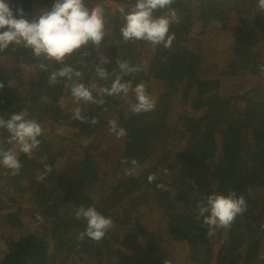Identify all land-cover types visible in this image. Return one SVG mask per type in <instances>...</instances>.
I'll return each instance as SVG.
<instances>
[{"label": "trees", "instance_id": "1", "mask_svg": "<svg viewBox=\"0 0 264 264\" xmlns=\"http://www.w3.org/2000/svg\"><path fill=\"white\" fill-rule=\"evenodd\" d=\"M116 1L123 3L124 0ZM128 1L132 5L136 2ZM230 1L232 0H228ZM252 1L254 0H239L235 8H232L233 5L228 8L224 2L229 13L224 17L218 34L206 39L208 30L198 32L202 24L198 23L201 18L196 16L197 6L203 0H174L171 7L180 18L179 24L172 23L170 27V32L175 33V39L170 48L151 46L154 50L151 60L155 73L152 81L147 79L152 94L163 96L160 104L156 103L153 117L158 120V127L162 131L160 142L155 144L159 145L157 155L165 163V169L156 172L146 170L147 149L140 145L133 158L137 162L134 166L130 157L124 156L127 147L121 144V158L118 153L114 152L116 156L113 155L117 159L113 173L101 176L95 181H90L89 176L81 172L77 165L67 175L59 176L53 169L44 175L45 165L51 167L55 158L73 156V150L77 146V128H66L59 136L55 134L52 125L60 123V120L40 121L43 128V134L39 137L41 144L31 158L19 152L18 145L9 144L8 133L0 129V146L5 150L11 148L17 151L23 164L20 173L15 176L10 173L5 175L3 169L0 170V200L5 201L0 207V220L3 221L0 231L9 227L4 216L13 215L16 217L17 233L12 246L4 247L0 264H55L52 254H68L70 259L66 264H74L72 261L76 258L70 248L59 245L55 253L50 252L53 242L46 233L50 228L57 231L56 220L61 217L65 218L66 225L70 224L66 228L73 230L70 238L75 247L71 246L72 250L85 251V264H154L156 254L145 249L142 243L149 238L164 249L165 257L169 261L173 259L172 253L175 250L182 249L188 252V264H207L208 250L218 242L217 238L224 230H217L209 236L202 220L196 219L197 204L209 194H227L231 190L238 196L244 195L248 211L238 220L239 233L234 239H240V242L236 241L231 248L233 252H229L226 258H218L216 264H264V230L261 229V224L264 223V197L248 199L244 193V190L249 191L251 188L264 191V154H258L257 161H254L255 154L250 146L252 135H264V124L262 130L253 131L247 136V127L251 121L246 116L245 119H240L236 127H232L227 125L232 112L226 111L225 107L212 111L217 105L215 104L205 109L214 99L219 102L225 98L218 94L221 87L220 81L216 79L218 77L202 73L208 69L223 67L230 73L229 77H232L237 72L247 73L245 68L250 65L253 67L250 68L251 73H254H249L250 77L259 81L257 85L264 91V72L258 67L261 64L241 61L244 56L251 60L264 59V14L258 11ZM53 2L54 0H11L9 4L13 11L16 7H22L29 18H33L41 10L50 8ZM85 2H88L89 7L95 4L104 7L106 35L99 46L91 43L83 46L78 51L79 55L89 57L88 62L106 57L108 64L115 66V54L118 53L122 61L138 65L136 54L140 44L137 41L126 43L127 48L113 42L114 37L124 42L120 35L123 21L119 12H111L112 8L101 2ZM253 9V19H249L253 24H244L239 30H234L228 24H233V19L229 16L231 12H251ZM166 11L162 10L160 15ZM203 23L209 25L205 20ZM226 24L228 25L225 30ZM104 49L110 51L104 52ZM42 62L48 65V71L39 68ZM261 62L264 64V60ZM66 63L79 70L86 66L84 62L70 63L68 58ZM98 64L100 62L96 66ZM61 66L54 61L34 57L29 49L22 46H16L15 50L10 46L0 52V83L4 84L3 89H0V115L23 111L26 116H32L40 113V104L47 102L46 97L49 95L54 98L51 99L52 102L59 98L72 97L63 78L56 84L48 82L49 73ZM191 75H196L197 78H191ZM135 79L139 82L146 81L140 73L135 75ZM201 80L203 84L199 85L197 82ZM91 81L92 76L88 74L83 82L87 85ZM57 84L65 87L64 95L56 91ZM167 85L172 88L170 93ZM68 103V114L62 120L72 119L71 110L76 104L70 100ZM169 104L174 110L172 123L167 120ZM116 108H113L115 114L110 109L105 111V124L108 128L105 131H109L108 121L114 117L119 124L121 115ZM260 109L264 110L263 103H260ZM209 115H213V118H209ZM82 130L93 131L94 134L102 133L92 127L89 129L88 126H84ZM238 133L239 138L235 135ZM127 137H130L128 133L124 140ZM96 139L99 146L89 152V158H94L93 156L105 149L109 151L113 143L122 138L106 132ZM60 146L64 151L58 150ZM242 152L247 159L241 157L240 161L238 154ZM227 159L230 169L221 170ZM91 160L87 158L83 164L92 168ZM125 160L127 162L122 163ZM253 162L259 164L258 170L254 169ZM116 172L122 176L121 179L117 180ZM42 175L43 179L40 178ZM153 175L155 179L150 182L149 176ZM20 184L21 191H13V186ZM133 193L136 195L132 196ZM99 195L101 199H108L110 211L108 214H101L113 219V227L99 242L88 238L81 242L77 236L85 229L86 223L77 220L73 210L81 204L85 207L94 205L91 198ZM155 204H159L161 208L167 204L177 215L172 221H167L160 215L155 217L152 211ZM38 216L40 219H37Z\"/></svg>", "mask_w": 264, "mask_h": 264}, {"label": "clouds", "instance_id": "2", "mask_svg": "<svg viewBox=\"0 0 264 264\" xmlns=\"http://www.w3.org/2000/svg\"><path fill=\"white\" fill-rule=\"evenodd\" d=\"M174 0H136L130 7L121 6L118 12L122 17L120 35L124 42L144 41L153 48L163 46L170 48L175 33L170 32L172 23L179 24L180 18L171 7ZM257 9L264 14V0H257ZM167 10L163 15H154L156 10ZM106 35L105 9L100 4L91 7L85 0H54L50 8L43 9L38 15L29 18L22 7H13L7 0H0V52H4L11 46L29 49L34 57L43 58L46 61H54L62 65L52 70L48 75L49 84H56L61 78L70 88L71 96L76 104L72 108V118L81 122H89L93 125L99 123L97 117L86 118L82 114L81 102L84 104L104 105L103 98L93 95L94 86L86 85L81 79L83 73L66 63V59L72 57L83 46L89 43L99 46ZM109 63L106 57H101L100 64L95 68L99 79L107 81L110 74L103 65ZM120 70L115 75L110 86L99 89L98 96H123L135 115L155 110L156 99L147 91L144 81L133 86L132 79L125 80V76H132L142 71L140 65H131L128 61L117 60ZM264 72V64L258 66ZM39 68L48 71V65L40 63ZM115 72V70H113ZM4 84L0 83V89ZM133 93L134 100L129 98ZM7 117V118H6ZM109 132L117 138L127 135L126 130L120 127L115 119L108 121ZM0 129L8 133V143L18 145L21 153L30 158L34 151L39 149L43 134L40 122L29 119L26 113L13 112L10 115H0ZM127 161H122L126 163ZM133 159L132 164L135 166ZM23 164L17 151L9 148L5 150L0 146V168L8 170L13 176L18 175ZM52 168L45 165L47 175ZM43 179V175L40 177ZM154 175L149 176L151 182ZM163 187V185H158ZM195 187V185H194ZM198 191V190H197ZM248 211V204L243 194L237 195L235 191L227 194L212 193L207 195L197 204V220L207 227L208 235H213L217 230L230 229L238 216H243ZM77 220H83L86 227L78 233L77 239L84 241L85 238L99 242L113 227V219L101 214L95 205L85 207L79 205L73 210ZM37 219H40L38 216ZM264 230V223L261 224Z\"/></svg>", "mask_w": 264, "mask_h": 264}, {"label": "rangeland", "instance_id": "3", "mask_svg": "<svg viewBox=\"0 0 264 264\" xmlns=\"http://www.w3.org/2000/svg\"><path fill=\"white\" fill-rule=\"evenodd\" d=\"M11 1V0H10ZM7 0V2H10ZM92 1V0H91ZM95 2H101L102 4L108 6L109 8H112L111 12H114V10H118L119 7L121 6H131L132 4L128 0H124L122 2H118L116 0H93ZM239 0H237L234 3V0L228 2V0H223V1H217V0H203L202 4H199L198 10L196 12V16L200 17L201 20L198 21V23L202 26L201 30H198L199 33L204 32L208 30V34H206V39L212 38L218 34L219 28L222 26V23L224 21V17L229 13L228 8L233 5L232 8L236 7V3ZM227 7L225 6V3ZM88 4V2H86ZM252 4H257V0L252 1ZM89 6V5H88ZM255 9H253L251 12H246L244 10H239L237 13L231 12L229 16L233 19V24L228 23L234 30H239L244 27V24H253L249 19H253V14H254ZM162 10H156L154 15H160ZM196 17V18H197ZM203 20L209 22V25H204ZM202 22V23H200ZM225 27V30L227 28V25ZM175 31V30H174ZM114 44L126 46V43L128 42H121L119 38L114 37L113 39ZM140 44V48L137 51V60H138V65L141 66L142 71L139 72L143 78H146V85H147V90L148 93L153 96L156 99V102L160 104V99L163 97L162 94H160L161 97L156 96L157 94H152L151 89L149 87V82H147V79L152 81V75L155 73V67L152 63V53L153 49L151 48V45L149 43H146L144 41H137ZM79 51V50H78ZM110 51L109 49H104V52ZM89 57H82L79 55V53H75L72 57L68 58V60L71 62H76L86 64L83 69H80V71L83 73V76L81 78H74V79H81L84 81V78L88 74L92 76V81L87 84V85H92L94 86V96H97V98H103L105 101L104 105H95V104H84L81 102L82 106V114L86 118H91V117H97L99 119V123L93 125L89 122H81L79 120L75 119H67V120H62L67 114H68V109L67 106L69 105L68 101H73V97L70 98H59L57 100H54V102L51 101V99H54L52 95H49L46 97L47 102L41 103L40 107L42 110L40 113L32 115V116H27L29 119H35L38 122L46 119V120H60V123H55L52 125L53 129L55 128V134L61 135L63 131L66 130V128H77V134L76 135V144L74 150H73V156H68V157H58L55 158L52 163V169L53 171H56L59 173V176L67 175L69 171L77 165V168L81 170V172L86 173L89 176L90 181H95L99 177L107 175L109 173H113L115 170V162L116 158L114 156V152L118 153L121 158V151L120 147L121 144L124 147H127V152L124 156L128 155L130 157V161L135 157L136 151L138 149V146H145L147 149V158H146V163H147V169L150 172H156L165 169V163L160 160L159 155L157 153L159 152L158 143L160 142L162 138V131L158 127L159 122L156 118L153 117L154 111L147 112V113H141L139 115H135L131 112L129 105L126 101V99L123 96H98L99 89L102 87H107L110 86L112 80L115 78V75L120 74V70L118 65L111 66L108 63L103 66L107 69V71L112 74L110 75L109 79L107 81L101 80L98 78L95 68H96V63L100 62L99 58H95L94 61H89ZM264 58V57H263ZM121 60L120 54H115V62L117 63V60ZM131 58H129V61ZM184 60V59H183ZM261 60L264 59H257V60H251L248 59L246 56L242 57L241 61H244L245 63H253V62H258L259 64H263ZM82 61V62H81ZM241 61H238L239 63H242ZM83 64V63H82ZM131 65H133L132 62H130ZM135 66V65H133ZM226 67V65H224ZM249 68H245L247 70V73H239L237 76L235 73L232 77L230 73H228L227 69H223V67L215 70H207L206 72H202L203 74L210 73L209 75H213L217 80L220 81V90L218 94L222 95L225 99L222 101H216L214 99L212 101L211 105H207L209 109L213 105L217 104L212 111H215L219 107H225V110L228 112H232V116L229 115V120L227 121V125L234 126L236 127L240 119H245L244 117L246 116L249 118L251 121L250 126L247 127V136H249L253 131H258L262 130L263 127L262 125L264 124V110L260 109V103L264 104V91L260 90L259 85H257V82L255 79H252L249 75H253L254 73H251V69L253 68L252 66L248 65ZM236 67V66H234ZM247 67V66H246ZM115 70V72H113ZM148 72V74H147ZM191 78H197L196 75H191ZM125 80L132 79L133 81V86L137 84L139 81H137L135 78L133 79L132 76H125ZM256 81V82H255ZM199 85L203 84V81H198L197 82ZM167 84V82H165ZM167 90H169V93L172 91V88L169 87V85L166 86ZM56 91L59 93H62L64 95L65 93V87H60L58 84L56 85ZM57 94V95H58ZM129 98L134 100V95L133 93H129ZM203 99V98H202ZM197 100V99H196ZM84 105L86 106L84 108ZM116 107H121L116 108ZM113 108H116L118 112L120 113L121 117H119V126L123 127L126 132L130 135V137L125 138L122 137L121 140H115L116 142L113 143V145L110 147L109 151L108 149H105L102 153L93 156L94 158H89L88 154L93 148H96L99 146L97 144V139L100 137L103 133L109 132L105 131L108 128L106 127V114L105 111L107 109H110L113 114L115 112L113 111ZM174 110L168 108V116L167 120L168 123L171 121V116L173 114ZM33 114V113H32ZM209 118H213V115H209ZM116 120V118L114 117ZM172 123V121L170 122ZM84 126H88L89 129L95 128L97 132H102L101 134H94L93 131H87V130H82ZM105 131V132H103ZM110 133V132H109ZM231 134H234L230 131ZM239 134L236 137L239 138ZM65 135V133H64ZM126 141V142H125ZM250 146L252 147L253 153V160L257 161V155L258 154H264V135L263 134H254L252 135ZM66 147V146H65ZM68 148V147H67ZM71 150V148H68ZM58 150H63V147H58ZM114 155V156H113ZM235 155V154H234ZM239 159L242 157L243 159H247V156L242 152L241 154L239 153ZM78 156V157H77ZM92 159V168L89 167V165H84L86 159ZM240 159V161L242 160ZM96 159V160H94ZM252 160V158H251ZM250 160V161H251ZM128 162V164L130 163ZM253 166L255 170H258L259 164H255L253 162ZM3 168H0V170ZM94 169L92 172L91 170ZM221 170H229L230 169V162L227 159L221 166ZM85 170V171H84ZM4 172H6V169H3ZM117 180L121 179L122 176L118 175L117 172L115 174ZM118 184V182H116ZM13 191L20 192L21 191V184L13 186ZM227 193V192H225ZM244 193L247 195L246 197L248 199H253V198H262L264 197V191H261L257 188H251L249 191L244 190ZM136 194H132V196H135ZM94 202L95 207L97 210L102 213L106 212V214L109 213L110 209L109 206L107 205V200L108 199H101L100 195L97 197H92L91 198ZM5 203L4 200H0V207L3 206ZM70 210V209H69ZM152 211L153 215L156 217L157 215H160L163 217L165 220H173V218L177 215V213L170 208L169 205H165L164 207H160L159 204H155L152 206ZM151 211V212H152ZM242 216H238V219L236 218L235 223L230 229L224 230L223 233L220 234V237L217 238L218 242L211 246L208 250L207 254V264H216V261L218 258H226L230 253L233 252V249L231 250L232 246H235V243L240 242V239H234L235 237H238L239 233V222ZM246 218V216L244 217ZM3 219V218H2ZM4 221L7 222V225L9 227H6L4 231H0V255L3 252V249L6 245L12 246L13 239H15L16 236V217L13 215H5L4 216ZM3 223V221L0 220V226ZM56 227L57 231L53 228H50L49 231L46 233L47 236L52 240L53 245L51 246L50 252L55 253V250L57 246L63 245L65 248H70L72 251V255L76 258L73 259L72 262L74 264H85L83 261L84 256H85V251L84 250H79V252H75L72 250V247H75L73 245V241L70 238L72 235V231L70 229H67L66 227H70V224L66 225V220L64 217H61L60 219L56 220ZM4 225V224H3ZM1 228V227H0ZM3 237V239L1 238ZM143 246L145 249H149L153 254H156V258L154 261V264H188L190 259L188 258V252H184V250H175L172 253L173 259L171 261L167 260L165 257V252L162 247L157 245L152 238L149 239H144L142 241ZM188 250V249H186ZM52 259H54L55 264H66L67 260L70 259V255L64 254V255H56L52 254ZM218 264V263H217Z\"/></svg>", "mask_w": 264, "mask_h": 264}]
</instances>
